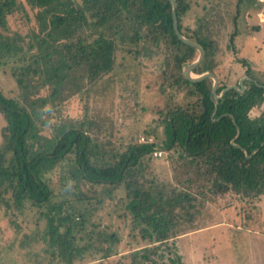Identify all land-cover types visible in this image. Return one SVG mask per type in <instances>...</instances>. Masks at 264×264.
<instances>
[{"label": "trees", "instance_id": "1", "mask_svg": "<svg viewBox=\"0 0 264 264\" xmlns=\"http://www.w3.org/2000/svg\"><path fill=\"white\" fill-rule=\"evenodd\" d=\"M176 1L179 31L206 51L204 60L193 72L218 76V95L230 85H238L231 78L221 77L213 64L217 50L210 31L215 23L209 6L211 0L204 2L203 15H195V29L186 25L188 16L194 13L195 1ZM238 2L239 10L243 4L255 7L257 0ZM28 3L40 10L37 14L40 26L39 32L30 36L28 48L30 51L36 48L32 63L13 68L23 93L28 94L30 87H49L48 102L65 100L81 91L85 75L95 82L113 72L120 44L151 46V53H161L167 65L161 75L162 93L171 90L170 105L162 114L167 139L160 149L168 155L171 167L181 164L187 169L180 179L184 186L177 182L160 183L151 171L158 145L127 138L117 147L112 141L100 142L89 135L85 124L61 125L51 138L43 137L36 123L39 114L15 99L6 98L0 91V111L7 121L4 135L7 146L0 151V178L9 183L19 204L28 202L40 209L41 214L46 208L47 253L50 249L53 257L56 254L68 257L67 264H75L76 256L85 251L75 247L74 242L76 235L87 227L88 208L83 204L88 197L77 195L82 209L66 207L68 200L54 201L50 181L58 167L67 172L70 181L106 187L108 193L124 190L121 203L127 215L120 214V218L130 222L131 231L147 241L142 258L152 262H155L152 256L164 258L159 252L168 250L170 242L202 229L204 208H199L194 197L196 188L210 185V191L235 192L250 203L264 195V82L257 80L246 61L245 92L241 88L228 90L215 113L213 79L191 82L184 77L185 68L196 61L199 53L177 36L169 0H28ZM16 8L17 0H0V59L2 54L10 57L25 54L23 47L16 44L18 39L11 43L1 32L7 29V17ZM236 34L231 35L230 42H234ZM137 54H144L143 47ZM25 61L22 57L18 60ZM172 93H184L186 105L173 104ZM106 241L114 244L120 239L113 234ZM110 251L108 246L104 258H108ZM168 254L171 263L180 264V257Z\"/></svg>", "mask_w": 264, "mask_h": 264}, {"label": "rangeland", "instance_id": "2", "mask_svg": "<svg viewBox=\"0 0 264 264\" xmlns=\"http://www.w3.org/2000/svg\"><path fill=\"white\" fill-rule=\"evenodd\" d=\"M194 1L199 6L194 5V13L188 16L186 25L195 29V15L204 14L202 9L208 0ZM238 3V0H211L209 3L215 21L210 31L217 50L213 64L221 77L240 82L247 78L246 61L257 80L264 82V0H257L253 8L240 5L239 10ZM39 11L28 0H17V8L7 17V29L1 32L11 43L18 39L16 44L23 47L25 54L15 57L2 54L1 93L39 114L36 123L43 137L51 138L55 128L61 125L85 124L88 134L100 142L109 140L121 147L127 138H134L138 143L152 139L158 149H163L167 134L162 114L170 105L171 97V90L166 93L161 90V75L167 65L161 53H151L152 47L144 43L140 46L120 44L113 72L95 82L85 75L81 91L65 100L48 102L49 87H30L28 94L23 93L13 68L32 63L36 48L30 51L28 47L30 36L39 32ZM235 32L234 42H230ZM141 47L144 54H137ZM20 57L27 61L18 62ZM199 76L193 72V77ZM33 79L36 81L37 77ZM241 90L245 92L246 88ZM172 94L173 104L186 105L184 93ZM6 128L7 121L0 111V151L7 146ZM150 131L155 133L148 136ZM167 157L165 154L162 158H153L151 171L155 178L160 183L177 182L184 186L180 179L187 169L181 164L171 167ZM50 186L54 201L68 200L66 207L83 208L77 200L78 194L90 199L83 204L88 208L85 212L87 227L76 235L74 242L75 247L85 251L82 256H76L75 264H173L168 253L174 258L180 257V264H264V195L250 203L235 192L210 191V185L196 188L194 197L199 208H204L202 229L170 242L168 250L159 252L164 258L152 256L155 261L152 262L142 258L147 241L131 231L130 222L120 218V214L127 215L121 203L123 189L108 193L106 187L70 181L67 172L60 167L51 174ZM15 196L9 183L0 178V264H67L68 257H61L63 260L58 254L53 257L50 249L46 252L49 246L45 242L48 238L46 208L41 214L40 209L28 202L19 204ZM113 234L120 239L118 244L106 241ZM108 246L111 251L108 258H104Z\"/></svg>", "mask_w": 264, "mask_h": 264}, {"label": "water", "instance_id": "3", "mask_svg": "<svg viewBox=\"0 0 264 264\" xmlns=\"http://www.w3.org/2000/svg\"><path fill=\"white\" fill-rule=\"evenodd\" d=\"M171 3H172V6H173V27H174V30L177 34V36L179 37V39L181 41H183L185 44L189 45V46H192L194 48H196L199 52V57L198 59L193 62L192 64H190L189 66H187L184 70V77L186 79H188L189 81L191 82H199V81H202L206 78H211L213 79L214 81V85H213V89H212V94H213V97L216 101V107H215V113L217 112V109H218V103L220 102V100L224 97L225 93L232 89V88H241V89H245L243 83H244V80H246L245 78L242 79L240 82H239V86H230V87H227L226 89H224L220 95L217 94V90H218V86H219V79L218 77L214 74V73H205V74H202L200 75L199 77H193V70L200 64L202 63V61L204 60L205 56H206V51L204 49V47L202 45H200L199 43L193 41V40H189L187 38H185L181 32L179 31V27H178V18H177V8H178V4H177V1L176 0H169ZM214 113V114H215ZM240 135V132L238 131V135L237 137ZM236 137V138H237ZM235 143V140L232 142V144ZM251 157V156H249Z\"/></svg>", "mask_w": 264, "mask_h": 264}, {"label": "built area", "instance_id": "4", "mask_svg": "<svg viewBox=\"0 0 264 264\" xmlns=\"http://www.w3.org/2000/svg\"><path fill=\"white\" fill-rule=\"evenodd\" d=\"M142 140H143V142H141V143H153L154 142V140H152V139H148V141H146L145 139H142ZM163 155H165V153H164V151H162L160 149L155 150L153 153L154 158H162Z\"/></svg>", "mask_w": 264, "mask_h": 264}]
</instances>
